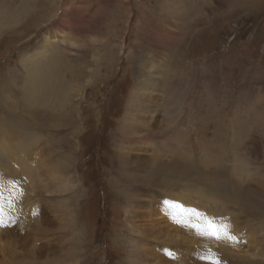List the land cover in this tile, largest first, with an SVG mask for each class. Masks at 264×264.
<instances>
[{
	"label": "rangeland",
	"instance_id": "obj_1",
	"mask_svg": "<svg viewBox=\"0 0 264 264\" xmlns=\"http://www.w3.org/2000/svg\"><path fill=\"white\" fill-rule=\"evenodd\" d=\"M0 209V264H264V0H0Z\"/></svg>",
	"mask_w": 264,
	"mask_h": 264
},
{
	"label": "bare ground",
	"instance_id": "obj_2",
	"mask_svg": "<svg viewBox=\"0 0 264 264\" xmlns=\"http://www.w3.org/2000/svg\"><path fill=\"white\" fill-rule=\"evenodd\" d=\"M152 80V79H151ZM42 82V81H41ZM153 82V81H152ZM151 83V82H150ZM152 84V83H151ZM42 85V88H41V90H44V89H46V88H50L51 89V87H52V85H50V86H48L46 83H45V86H44V83L43 84H41ZM37 86V85H36ZM39 86V85H38ZM43 87H44V89H43ZM59 87V94H62V86L61 85H59L58 86ZM151 88V87H150ZM30 92V91H29ZM63 99L62 100H60L59 101V106H58V108H65V106H66V94L65 93H63ZM149 119V118H148ZM2 202V201H1ZM175 202V201H174ZM173 202V203H174ZM161 203V202H160ZM165 203V202H164ZM172 203V202H171ZM150 204V203H149ZM156 205H157V203H155ZM174 204H176V206H174V207H176V210L179 212V214H182L183 216H184V214L186 213V215H188L189 213H190V209H188L186 206H184L181 202H177V203H174ZM137 205V204H136ZM142 205H145V204H142ZM160 205H162V204H160ZM164 205V204H163ZM166 205V204H165ZM168 205V204H167ZM151 206V205H150ZM154 206V205H153ZM171 206V205H170ZM162 207V206H161ZM144 208H146L145 206H144ZM136 209H138V208H136ZM158 209V208H157ZM167 209V208H166ZM140 210V209H139ZM155 210V209H154ZM191 210H192V208H191ZM0 226H4L3 225V221L4 220H6L7 221V219H6V214L4 213L5 211H3L2 209H0ZM135 212V211H134ZM137 212V211H136ZM135 212V213H136ZM137 214H138V212H137ZM160 214H161V212H160ZM168 214H169V212H168ZM162 215V214H161ZM181 215V216H182ZM190 215V214H189ZM180 216V217H181ZM182 216V217H183ZM143 217V216H142ZM135 218V217H134ZM154 218V217H153ZM153 218H151L152 220H153ZM186 218V217H185ZM185 218H180V220L181 219H185ZM165 219V218H164ZM155 220V219H154ZM153 220V221H154ZM156 221V220H155ZM185 221V220H184ZM195 221V220H194ZM158 221H156V223H157ZM181 222V221H180ZM183 222V221H182ZM193 223V222H192ZM5 224V223H4ZM161 224V222L159 221V224H158V226H161L162 227V225H160ZM165 224V223H164ZM7 225V224H6ZM191 226V225H190ZM7 227V226H6ZM174 228V227H173ZM6 229V228H5ZM163 230V229H162ZM173 231V230H172ZM181 231V230H180ZM170 232V231H169ZM177 232V231H176ZM4 233V232H3ZM2 233V234H3ZM177 234H179V232L177 233ZM153 235V234H152ZM3 236V235H2ZM183 238V237H182ZM185 238V237H184ZM6 239V238H5ZM4 241V240H3ZM1 242V241H0ZM10 242V241H9ZM8 242V243H9ZM189 242V241H188ZM2 243V242H1ZM6 243V242H5ZM12 243V242H11ZM147 243V242H146ZM185 243V242H184ZM7 245V244H6ZM1 247V246H0ZM8 247V246H7ZM2 248V247H1ZM14 248V247H13ZM32 248V247H31ZM15 249V248H14ZM13 249V250H14ZM186 251V250H185ZM0 253H1V251H0ZM15 254V253H14ZM1 258H3V257H1ZM144 258V257H143ZM147 259V258H146ZM149 259V258H148ZM5 260H7V259H5ZM155 260V259H154ZM2 262V261H1ZM148 264V263H147Z\"/></svg>",
	"mask_w": 264,
	"mask_h": 264
},
{
	"label": "snow or ice",
	"instance_id": "obj_3",
	"mask_svg": "<svg viewBox=\"0 0 264 264\" xmlns=\"http://www.w3.org/2000/svg\"><path fill=\"white\" fill-rule=\"evenodd\" d=\"M209 228L212 230V232H211L212 235H217V232H216V230L213 228L212 225H209ZM213 264H215V262H213Z\"/></svg>",
	"mask_w": 264,
	"mask_h": 264
}]
</instances>
